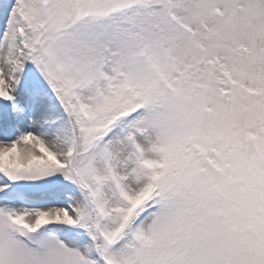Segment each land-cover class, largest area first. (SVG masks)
<instances>
[{
  "label": "snow or ice",
  "instance_id": "snow-or-ice-1",
  "mask_svg": "<svg viewBox=\"0 0 264 264\" xmlns=\"http://www.w3.org/2000/svg\"><path fill=\"white\" fill-rule=\"evenodd\" d=\"M0 264H264V0H0Z\"/></svg>",
  "mask_w": 264,
  "mask_h": 264
}]
</instances>
